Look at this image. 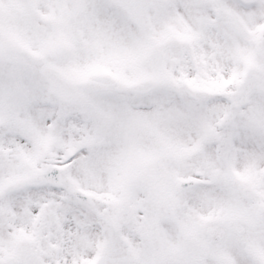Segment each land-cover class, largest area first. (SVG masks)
<instances>
[{
	"label": "snow or ice",
	"instance_id": "obj_1",
	"mask_svg": "<svg viewBox=\"0 0 264 264\" xmlns=\"http://www.w3.org/2000/svg\"><path fill=\"white\" fill-rule=\"evenodd\" d=\"M0 264H264V0H0Z\"/></svg>",
	"mask_w": 264,
	"mask_h": 264
}]
</instances>
